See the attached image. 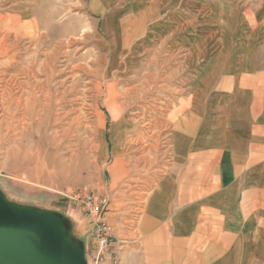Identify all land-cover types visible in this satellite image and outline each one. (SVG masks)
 Segmentation results:
<instances>
[{"label":"rangeland","instance_id":"374dc122","mask_svg":"<svg viewBox=\"0 0 264 264\" xmlns=\"http://www.w3.org/2000/svg\"><path fill=\"white\" fill-rule=\"evenodd\" d=\"M242 72L243 109H255L264 0H0L2 200L59 216L90 264L93 225L76 195L93 191L120 256L184 162L168 143L174 118L215 109Z\"/></svg>","mask_w":264,"mask_h":264},{"label":"crops","instance_id":"0c3cea01","mask_svg":"<svg viewBox=\"0 0 264 264\" xmlns=\"http://www.w3.org/2000/svg\"><path fill=\"white\" fill-rule=\"evenodd\" d=\"M233 78V91L215 99V109L174 118L168 143L182 149L184 162L147 200L140 235L129 239L121 264H264V103L243 109V72ZM194 84L187 106L200 92V81Z\"/></svg>","mask_w":264,"mask_h":264},{"label":"water","instance_id":"95a60500","mask_svg":"<svg viewBox=\"0 0 264 264\" xmlns=\"http://www.w3.org/2000/svg\"><path fill=\"white\" fill-rule=\"evenodd\" d=\"M0 264H86L62 219L7 204L0 196Z\"/></svg>","mask_w":264,"mask_h":264},{"label":"built area","instance_id":"2783aa9c","mask_svg":"<svg viewBox=\"0 0 264 264\" xmlns=\"http://www.w3.org/2000/svg\"><path fill=\"white\" fill-rule=\"evenodd\" d=\"M76 199L93 225L92 237L95 245L92 246L90 264H121L119 252L122 249L123 240L113 233V228L106 218L108 210L106 199L93 191L78 194Z\"/></svg>","mask_w":264,"mask_h":264},{"label":"bare ground","instance_id":"6f19581e","mask_svg":"<svg viewBox=\"0 0 264 264\" xmlns=\"http://www.w3.org/2000/svg\"><path fill=\"white\" fill-rule=\"evenodd\" d=\"M50 106H51V104H50ZM50 113V112H49ZM67 121V120H66Z\"/></svg>","mask_w":264,"mask_h":264}]
</instances>
